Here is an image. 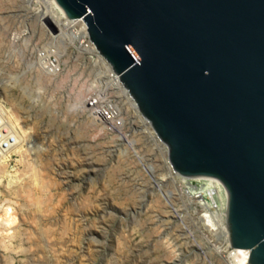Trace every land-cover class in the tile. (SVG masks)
Instances as JSON below:
<instances>
[{"label": "rangeland", "instance_id": "1", "mask_svg": "<svg viewBox=\"0 0 264 264\" xmlns=\"http://www.w3.org/2000/svg\"><path fill=\"white\" fill-rule=\"evenodd\" d=\"M26 7L23 0H0V78H19L7 97L16 104L3 98L2 87L0 104L18 115L38 150L11 152L0 173V264H227L203 244L202 238L219 242L196 220L203 208L193 211L181 179L166 178L160 151L142 139L144 162L122 154L129 140L119 144L118 134L92 120L85 103L97 70L87 58L64 43L61 58L51 59L62 63L57 77L34 66L48 36L34 32L36 19ZM25 29L26 46L12 45L11 36ZM26 85L42 104L24 97ZM150 164L160 187L145 172ZM213 199L219 206L217 194Z\"/></svg>", "mask_w": 264, "mask_h": 264}, {"label": "water", "instance_id": "2", "mask_svg": "<svg viewBox=\"0 0 264 264\" xmlns=\"http://www.w3.org/2000/svg\"><path fill=\"white\" fill-rule=\"evenodd\" d=\"M57 2L86 22L173 170L220 180L231 247L264 264V0Z\"/></svg>", "mask_w": 264, "mask_h": 264}, {"label": "bare ground", "instance_id": "3", "mask_svg": "<svg viewBox=\"0 0 264 264\" xmlns=\"http://www.w3.org/2000/svg\"><path fill=\"white\" fill-rule=\"evenodd\" d=\"M23 1L27 3L26 11L31 14L30 18L35 17L36 19V23L34 22V20L31 23L32 26L36 24L35 28L37 30H35L34 32H36V34L38 33V35L40 36L45 32L48 36V43L43 48L40 47L35 56V60L33 61L34 66L37 65L40 69H42L43 73H46L49 77H57L61 73L60 64L62 63L60 62V64L57 65V59H51L61 58L63 51L61 50L60 45L64 43L68 44V46L73 47L79 53V55H81L82 58H87L86 60L90 63L92 68H96L97 70L93 73V81L90 84V88L93 91L97 92V95L105 94L103 98H108L112 102V105L118 107L123 114L125 122L124 130L126 134H118L117 141H119V144L125 143L126 145L129 140V144L128 146L123 148L121 153L128 154L131 156V158L133 157L134 159H138V161L141 160L144 162L147 155L144 154V150L146 149L142 148L140 143V141L143 140L146 143L149 142V145L151 146L150 148L152 150H159L162 156L163 164L167 169L166 178L171 180L174 184L177 183L178 179H181V181L184 183L183 185L185 186V191L188 197H190V200L187 198L186 199L190 202L195 203V205L197 206H194V208H192L193 211L197 212L196 210H198V207L203 208V212L201 214H198V219L196 220L202 224L203 230H207L215 237L216 242H219L218 245L212 241H209L207 238H202L203 244L209 245V249L211 248V250H216L219 255L227 256V264H249L251 255L250 250L233 248L232 250L228 251L230 242L227 224V192L224 186L221 184L220 180L208 176L186 177L178 174L173 170L167 158V148L165 144H162V142L158 140L149 124L142 118L141 113L137 109L132 97L123 87L118 77L110 69L107 61L96 52L95 45L91 40H89L90 38L88 25L82 19V17L73 19L69 18L63 8L57 2V0H35L39 5L33 8L31 7V3L34 0ZM44 21L48 23V25H50V22L53 23L54 28L56 29H54L53 32H51L50 30L47 31V25L45 27ZM29 38L30 32L25 29V31L22 30V32H20L18 35L13 34L11 36L10 43L14 46L20 43L21 45L26 46L25 44L30 41ZM9 77L10 76H8V80L6 81L0 78V87H2V90L4 89L3 98H6L5 100H7L13 107L16 103L9 101V98H7L8 91L19 84V78L12 77L9 79ZM21 89L23 90L24 97L30 100L32 104H42V101L39 99L40 96H31V92L28 90L27 85L25 87H21ZM113 94L115 95V97L113 96ZM115 107L113 109L117 110L119 113V110ZM129 112L134 115L132 119L128 118ZM2 114L4 115L1 116ZM91 116L93 117L92 114ZM133 119L136 120V122L132 121ZM2 120H6L8 123H10L15 130L17 128L18 133H4V129L7 130V127L4 128L1 125ZM92 120H94L98 124L100 123L99 125H101V122L98 120L96 121L94 117ZM101 126L104 127V130L107 129L106 126ZM139 131L141 132V134L136 136L135 133ZM126 136L128 137V139L126 138ZM29 140L30 132L28 130H24L20 126L18 115L14 116L11 110L9 111V109H5L0 104V173H6V161L8 159V155L11 152L19 154L25 152L27 154H35L38 151L36 150V147H34V145L30 143ZM23 142L26 143L25 148L22 146ZM32 143H34V140ZM36 146L38 147V145ZM136 147H140V150L138 149V151H136ZM153 168L154 167H152L151 164L144 167L145 172H148L152 177H154L157 184L160 183V185H158L160 187L162 185V181L154 176ZM191 181L196 185L192 186L190 184ZM222 190L223 192H220ZM163 192L164 191H161L160 194H164ZM206 192L209 194H206ZM213 194H217V199H220V208L216 204L217 201L213 199ZM206 196H208V200H206ZM167 197L169 196L167 195ZM208 202H210V204H208ZM208 206H210V208H208ZM212 208L215 211L212 210ZM185 210L182 211L186 213L187 211ZM199 212L200 211L198 210V213ZM184 216V213H180V217H182V219ZM206 236L204 235V237Z\"/></svg>", "mask_w": 264, "mask_h": 264}, {"label": "built area", "instance_id": "4", "mask_svg": "<svg viewBox=\"0 0 264 264\" xmlns=\"http://www.w3.org/2000/svg\"><path fill=\"white\" fill-rule=\"evenodd\" d=\"M96 52L100 55V53L97 51V49H96ZM110 69L112 70L111 66H110ZM116 76L119 79V76L118 75H116ZM103 96H105V94L97 95V92L90 94L89 98L87 99V101L85 103V107L87 108V110H89L91 112V114L93 115V117L95 118L96 121L97 120L100 121L101 125L109 128V129H107L109 132L119 134V133L123 132L125 129V122H124L123 114L118 107L113 106L112 102L108 98L104 99ZM114 107L119 110V113L117 110L113 109ZM3 115L4 114H2L1 116H3ZM1 125L4 128L7 127V130L4 129V133L5 132L16 133V130L14 129V127L11 126V124L8 123L6 120L5 121L2 120ZM232 249L233 248L229 244L228 251H230Z\"/></svg>", "mask_w": 264, "mask_h": 264}]
</instances>
